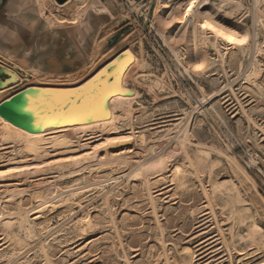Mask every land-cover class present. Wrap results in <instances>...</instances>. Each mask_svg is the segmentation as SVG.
Returning <instances> with one entry per match:
<instances>
[{
  "label": "rangeland",
  "instance_id": "374dc122",
  "mask_svg": "<svg viewBox=\"0 0 264 264\" xmlns=\"http://www.w3.org/2000/svg\"><path fill=\"white\" fill-rule=\"evenodd\" d=\"M69 1L0 0V105L102 73L118 88L77 119L27 113L55 133L4 119L0 264H264V0L178 21L187 0Z\"/></svg>",
  "mask_w": 264,
  "mask_h": 264
},
{
  "label": "snow or ice",
  "instance_id": "6c2138e0",
  "mask_svg": "<svg viewBox=\"0 0 264 264\" xmlns=\"http://www.w3.org/2000/svg\"><path fill=\"white\" fill-rule=\"evenodd\" d=\"M208 0H204L207 3ZM233 44L243 45L247 42V37L244 39H233L230 36H226ZM122 67V65H121ZM202 65H197V70L202 69ZM120 67L117 68L116 75H119ZM101 74L92 83L87 84L81 89L80 92H66V93H54V92H42L39 96H28L27 106L23 102L18 103V108L21 111L29 113H35L39 118L41 113L53 112L60 118L77 119L84 115H89L93 112L102 110V102L107 97L113 94V91L118 88V81H115L111 87L105 81L104 76Z\"/></svg>",
  "mask_w": 264,
  "mask_h": 264
},
{
  "label": "bare ground",
  "instance_id": "6f19581e",
  "mask_svg": "<svg viewBox=\"0 0 264 264\" xmlns=\"http://www.w3.org/2000/svg\"><path fill=\"white\" fill-rule=\"evenodd\" d=\"M45 1V0H44ZM136 1L138 3H140L141 0H129L130 4L127 6V7H132V9H135L134 7L138 4L136 3ZM201 0H187L185 2V4L183 6H181V8H179L178 10H176L175 12H173L171 14V18L174 19L175 21L179 20L180 17H182V15L184 13H191V14H199V16L201 15L200 12L198 11V7H199V4H200ZM58 5V4H57ZM207 19V18H206ZM205 19V20H206ZM209 20V19H208ZM211 21V20H210ZM69 24H75V22H71ZM223 26V25H222ZM223 28V27H222ZM220 33H222L220 31ZM262 50V49H261ZM134 59V56H129V55H125L123 56L122 58H120L119 62H118V67L122 68L123 66H126L129 62H131L132 60ZM122 65V67H121ZM148 79V78H147ZM150 80V79H148ZM152 83H155L154 81L151 80ZM157 85V84H156ZM10 101V100H9ZM5 102V101H4ZM106 112V111H105ZM105 115L108 114L107 113H104ZM104 116V115H103ZM116 116V115H115ZM108 117V116H107ZM28 114L26 115V121L33 124L34 126L35 125H38V119H33L34 123L33 122H30L28 119ZM110 118V117H109ZM114 120V119H113ZM9 122L5 121L3 117L0 116V128H2L4 125H7ZM53 124H47L44 126V129H48L47 131L49 130H53L51 133H55V129L54 127H52ZM189 126V125H188ZM187 125H185V132L186 134L188 133L189 131V127ZM64 130V129H62ZM42 136L43 133H39L37 134L36 136ZM35 136V135H34ZM175 138H178V136H175ZM184 145L186 143L191 144L189 143L186 139L182 140ZM163 141H158V142H152V143H148V144H145V145H142L140 148H137L136 151H134V155L129 159V162H135V163H141L143 162L145 159H149L150 157H152V153L153 151H155L157 148H159L161 145H162ZM138 147V146H137ZM226 158V157H225ZM202 158H200L201 160ZM199 162V161H198ZM178 180V179H177ZM19 229L25 233H29L30 235V228L28 227V224L25 220H21L19 221ZM248 228V227H247ZM18 229V230H19ZM247 230V229H246ZM28 236V235H27ZM242 237V236H241ZM245 239V238H244ZM252 239V238H251ZM236 243V242H235ZM19 244V243H18ZM253 244V243H252ZM236 245V244H235Z\"/></svg>",
  "mask_w": 264,
  "mask_h": 264
},
{
  "label": "water",
  "instance_id": "95a60500",
  "mask_svg": "<svg viewBox=\"0 0 264 264\" xmlns=\"http://www.w3.org/2000/svg\"><path fill=\"white\" fill-rule=\"evenodd\" d=\"M57 4L61 5L65 3L67 0H55ZM0 82V86H1ZM38 90L36 89H30L26 91H22L21 93L15 95L10 99V101L3 103L0 105V116L12 123L13 125L20 127L22 129H25L27 131H38L44 128V124L42 125H36L27 122L26 115L28 112L21 111L18 108V103L21 102L23 98V102L26 105L27 104V97L28 96H35L38 94Z\"/></svg>",
  "mask_w": 264,
  "mask_h": 264
},
{
  "label": "crops",
  "instance_id": "0c3cea01",
  "mask_svg": "<svg viewBox=\"0 0 264 264\" xmlns=\"http://www.w3.org/2000/svg\"><path fill=\"white\" fill-rule=\"evenodd\" d=\"M46 1H47V0H45V1H44V0H40V2H39V0H38V3H39V4H38V8H40V10H41V6H42V7H46ZM72 1H73V0H70L67 4L71 3ZM104 8H105V7L100 6V7H98V9H99L100 11H99L98 9H97V10H98L100 13H104V12H103ZM105 9H106V8H105ZM76 16H77L76 14H75L74 17H72V16L69 15L68 22H70V23H71V22H75V20L77 19ZM76 22H77V20H76ZM70 25H73V24H70Z\"/></svg>",
  "mask_w": 264,
  "mask_h": 264
},
{
  "label": "built area",
  "instance_id": "2783aa9c",
  "mask_svg": "<svg viewBox=\"0 0 264 264\" xmlns=\"http://www.w3.org/2000/svg\"><path fill=\"white\" fill-rule=\"evenodd\" d=\"M118 1L120 2L122 6H125V7H127L130 4L129 0H118Z\"/></svg>",
  "mask_w": 264,
  "mask_h": 264
}]
</instances>
